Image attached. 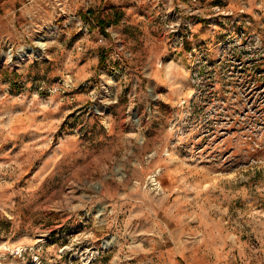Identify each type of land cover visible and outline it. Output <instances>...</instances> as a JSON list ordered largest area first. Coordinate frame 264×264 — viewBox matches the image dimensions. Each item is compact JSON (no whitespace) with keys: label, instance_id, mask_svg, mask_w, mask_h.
Segmentation results:
<instances>
[{"label":"rangeland","instance_id":"obj_1","mask_svg":"<svg viewBox=\"0 0 264 264\" xmlns=\"http://www.w3.org/2000/svg\"><path fill=\"white\" fill-rule=\"evenodd\" d=\"M0 264H264V0H0Z\"/></svg>","mask_w":264,"mask_h":264},{"label":"trees","instance_id":"obj_2","mask_svg":"<svg viewBox=\"0 0 264 264\" xmlns=\"http://www.w3.org/2000/svg\"><path fill=\"white\" fill-rule=\"evenodd\" d=\"M98 19H97V21H98V23L105 29L106 28V26H108V25H110L112 22H114V21H117L118 19H108V18H106V17H101V16H99V17H97Z\"/></svg>","mask_w":264,"mask_h":264},{"label":"bare ground","instance_id":"obj_3","mask_svg":"<svg viewBox=\"0 0 264 264\" xmlns=\"http://www.w3.org/2000/svg\"><path fill=\"white\" fill-rule=\"evenodd\" d=\"M42 44H43V42H42ZM27 55H30V53H29V54H27Z\"/></svg>","mask_w":264,"mask_h":264}]
</instances>
